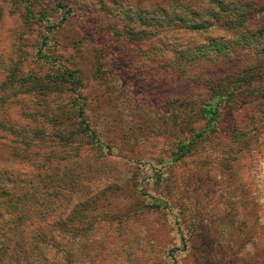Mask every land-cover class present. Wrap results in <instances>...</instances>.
<instances>
[{"label": "rangeland", "instance_id": "1", "mask_svg": "<svg viewBox=\"0 0 264 264\" xmlns=\"http://www.w3.org/2000/svg\"><path fill=\"white\" fill-rule=\"evenodd\" d=\"M141 3L0 0V54L13 62V79L43 77L50 65L78 69L77 99L91 127L80 135L64 128L75 114V92L13 83L11 102L0 104L7 126L0 123V172L17 192L33 196L29 216L18 225L0 205V239L9 244L0 264H59L55 239L63 249L77 242L78 264L90 258L91 264H168L160 261L162 247L180 248L178 264H264V96L237 95L220 117L221 134L172 161L176 127L204 125L198 113L210 100L208 85L223 78L229 64L173 51L211 33L198 36L169 24L150 26L148 36L128 34L145 25L123 9ZM253 22L264 25V18ZM263 86L264 76L245 87ZM58 129L69 139L60 142ZM148 195L165 206L151 207ZM87 200L93 201L88 210ZM147 203L149 214L136 220V206ZM73 213L74 235L57 224H69Z\"/></svg>", "mask_w": 264, "mask_h": 264}, {"label": "trees", "instance_id": "2", "mask_svg": "<svg viewBox=\"0 0 264 264\" xmlns=\"http://www.w3.org/2000/svg\"><path fill=\"white\" fill-rule=\"evenodd\" d=\"M142 3L138 7L135 5L123 9V12L128 16H130L128 11L137 14L141 23L145 25L143 31L136 32L134 29L126 31L130 35L141 33L148 36L151 31H148L147 28L150 26L156 30L159 28L164 30L169 24H173L176 28L188 33H196L198 36L203 33L212 34V31H218V29H222L224 33L201 36L204 40L201 43L193 45L184 43L174 46L173 51H177L183 59L206 58L213 63L224 61L229 64L226 69V75L223 78L214 82L209 81L210 100L201 107L198 113L204 119V125L202 127H190L187 126L186 122H183L179 127H176L177 138L174 143L175 149L172 151L171 156L173 158L172 161H178L183 156L191 154L193 148L206 137L221 134L220 117L226 108H231V102L237 95L243 92H256L257 95L264 96V86L247 89L248 86L253 84L254 79L264 76V25H257V22H253L254 20L261 21L264 18V0H142ZM28 12L31 13L32 10L29 9ZM152 32L156 33L157 31ZM37 52V54H40L41 48ZM3 56L4 54H0V104L11 102L9 100L13 98L11 91L13 90L14 82H20L19 87L27 86L30 91L50 93L67 89L75 92V94V86L82 83L78 69H69L68 67L55 68L52 65H50L49 73L43 75V77L28 75L23 78V75H20L18 78L15 77L16 79H13V75H15L13 62L4 63ZM246 61L254 62L247 63ZM52 62L54 63V60H49V63ZM242 63H245V65H242ZM251 70H253V73L248 74ZM22 82L27 83L24 85ZM78 97L79 94L77 93L75 114L72 117H67L70 122H67L64 128L71 125L73 129H70L69 132L80 135L88 133L91 127L86 119L84 105L78 102ZM184 105L188 104L184 103ZM60 122L62 123L61 126L65 123V121L63 123L62 117ZM1 126L7 128L4 123H1ZM10 126L12 125H9L8 130H13ZM60 129H58L55 136H58L60 142H64L69 139V133L65 134L64 131L58 133ZM233 132H236V130ZM9 182V177L4 172H0V205L6 206L7 210L10 209L9 213H14L13 218L16 225H18L29 216L28 205L31 204L30 199H32L33 193L30 194L27 191L17 192L15 184ZM137 190L140 192L139 194H144L146 197L143 187L139 188L138 186ZM148 196L149 199L153 200L151 207H160L161 203V207L165 206L166 203H163L161 199H157L153 195ZM92 203V200H87L86 210L92 206ZM151 207L149 203L136 206V210H134L136 213L134 212L133 216L136 217V220L137 216L145 218L149 214ZM75 216L76 213H73L69 217L71 218L69 219L71 221L69 224H67L68 221L66 220L58 221V227L64 231H71L72 235H74L76 231H79L77 224L73 221ZM152 226L154 228L155 224H152L151 228ZM177 229L179 230V227ZM4 239H0V256L4 250L9 249V244L5 245L6 242L2 245V242L7 240L6 238ZM180 239L182 247L187 248L186 238L181 235ZM88 240L92 242V240ZM52 242L62 252V255L58 256L59 262L62 259L61 263L64 264H78L75 253L78 245L76 241L72 242L70 247L66 246L64 249L56 239ZM166 248L162 247L160 251V255L162 254L160 261L167 263L168 259H170L168 264H178V258L174 251L180 248ZM86 264H91V258L87 260Z\"/></svg>", "mask_w": 264, "mask_h": 264}]
</instances>
